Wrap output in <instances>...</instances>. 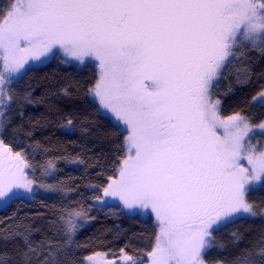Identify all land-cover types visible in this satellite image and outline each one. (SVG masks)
Here are the masks:
<instances>
[{"label": "snow or ice", "instance_id": "6c2138e0", "mask_svg": "<svg viewBox=\"0 0 264 264\" xmlns=\"http://www.w3.org/2000/svg\"><path fill=\"white\" fill-rule=\"evenodd\" d=\"M243 46L264 56V0H6L0 6V206L22 198L21 189L34 191L25 170L37 166L4 138L11 130L15 139L25 109L43 102L31 86L17 92L11 85L23 80L30 61L95 57L100 75L88 95L129 134L117 178L89 186L101 193L93 205L117 198L127 209L154 213L159 232L146 253L149 264H208L215 231L264 216V201L249 198L264 186V151L256 154L245 140L264 121L250 126L241 112L222 118L214 98ZM248 103L264 107V89ZM245 153L250 168L240 163ZM54 167L49 161L45 171ZM90 210L80 202L61 208L54 224L59 240L33 241L31 229L5 232V243H21L12 254L0 249L7 257L0 264H142L123 248L118 260L67 258ZM230 264H264V233Z\"/></svg>", "mask_w": 264, "mask_h": 264}, {"label": "trees", "instance_id": "16d2710c", "mask_svg": "<svg viewBox=\"0 0 264 264\" xmlns=\"http://www.w3.org/2000/svg\"><path fill=\"white\" fill-rule=\"evenodd\" d=\"M5 3L6 0H0V6ZM238 52L243 55L224 70L214 97L221 101V115L241 112L250 123H258L264 119V107L248 102L264 89V56L248 46ZM97 77L96 64L86 63L78 68L61 63L58 57L30 67L23 80L11 85L17 92L31 86L34 98L43 102L25 109L24 127L17 129L15 139L10 130L4 142L13 151L23 149L30 163L37 166L29 171L37 187L51 185L52 189L44 187L43 191H34L1 207L0 235L31 229L33 241L45 237L59 240L54 227L59 210L77 207L80 202L85 209L91 207L88 217L92 219L77 232L71 251L66 253L68 259L79 262L95 252L117 255L123 248L139 256L143 264L144 254L151 251L158 234L153 219L126 214L115 206H108L109 211L93 207V197L101 193L91 191L89 186H105L116 175L125 155V131L121 124L97 110L98 104L88 95ZM68 121L70 130L65 128ZM49 161L55 166L51 174L45 171ZM249 198L257 203L264 201V186L250 192ZM233 232L238 234V240L233 238ZM261 233L264 219L260 216L222 226L213 233L214 246L205 259L208 264H230L244 249L251 248ZM20 243L18 239H9L7 243L0 239V249L12 254Z\"/></svg>", "mask_w": 264, "mask_h": 264}, {"label": "rangeland", "instance_id": "374dc122", "mask_svg": "<svg viewBox=\"0 0 264 264\" xmlns=\"http://www.w3.org/2000/svg\"><path fill=\"white\" fill-rule=\"evenodd\" d=\"M58 57H59V60H60L61 63H63V64H68V65H73V66L78 67V68L83 67L86 63H94V64H96V68H97V76H98V77H97V80H98L99 75H100V68H99V62L95 59V57H91V58L86 57L84 61H77L74 57H67V56H64V55H58V56H56V57H48L47 59L42 58L41 61H30V62H29V67H32V66H39V65H41V64H43V63L49 61V60L52 59V58H58ZM214 98H215V99H219V98H217V97H214ZM90 99H91L92 101H94V102L97 103V101L94 100V99H92L91 97H90ZM219 100H220V99H219ZM101 112H102L104 115H106V116H108L109 118H111L112 120H114L115 122H117L116 119L114 118L113 114H111L109 111H107V110H101ZM220 114H221V113H220ZM243 115H244V114H243ZM221 116H222V118H227V117L230 116V115H228V116H223V115H221ZM261 121H264V119L261 120ZM261 121H260V122H261ZM260 122H258V123H254V124H253V123H250V126H253V127H254V126L258 125ZM119 124H121L122 128L124 129V127H123V122H119ZM65 128L70 130V129H71V124H70V125H69V124L66 125ZM124 131H125V130H124ZM221 131H222V130H221ZM128 134H129L128 131H125V137H126ZM245 140H246V141H250L251 145H252L253 148L255 149V153H256V154H258L260 151H264V129H259V128H257V129L255 130L254 133H249V136H248V137H245ZM124 148H125V155H124L123 159L121 160V162H120L118 168L120 167L122 161H123L124 159H126V158H127V155H128L127 150H126V147H125V138H124ZM13 152H16V151H13ZM133 155H134V153H133ZM246 155H247V154L245 153V154H244V158L241 159L240 163H241L244 167H248V168H250L251 166L248 164V161H247ZM118 168H117V170H118ZM25 171H26V174H27L28 178L33 180V178H31V176H30V174H29V171H31V170L26 169ZM117 176H118V171L116 172V175L113 176V177H111V178L114 179V178H117ZM34 182H35V181H34ZM108 182H109V180L107 181V183H108ZM107 183L105 184V186L107 185ZM35 184H36V183H34V191H37V192L43 191L42 189H43L44 187H41V186L37 187ZM20 191H21V196H29V195L32 194V193H28L26 190H23V189H21ZM34 191H33V192H34ZM106 199H107V205H106V206L100 207V206H95V205H93V207H94L95 209H101V210L109 211L110 209H108V206H115V207H118L120 210H122L123 212H125L126 214H129V215L136 214V215H139V216H141V217H143V218L150 217V218L153 219V221H154L155 224L157 225V229H158V232H159V227H158V223L156 222L155 215H154V213H151L150 210H143V209H139V208H136V209H127V208H125V207L123 206L122 202L119 201L117 198H106ZM3 206H4V205H3ZM3 206H0V208L3 207ZM257 216H260V217H262V218L264 219V216H262V215H257ZM89 221H90V219L88 220L87 223H84L83 225L88 224ZM149 252H150V251H149ZM146 253H148V252H146ZM146 253L144 254L146 260L144 261L143 264H149V259L146 257ZM96 254H99V258H100V259H107V260H118L119 257L122 255V253H121V251H120V253L117 254V255H110V254H108V253H106V252H95V253L90 254V255H88V256H96ZM128 254H129V253H128ZM130 255H131V254H130ZM88 256H86V257H88ZM86 257H85V258H86ZM85 258H84V259H85ZM216 264H219V263H216Z\"/></svg>", "mask_w": 264, "mask_h": 264}]
</instances>
